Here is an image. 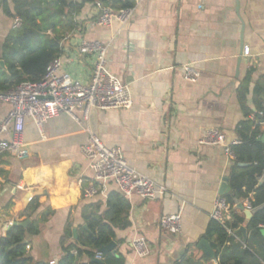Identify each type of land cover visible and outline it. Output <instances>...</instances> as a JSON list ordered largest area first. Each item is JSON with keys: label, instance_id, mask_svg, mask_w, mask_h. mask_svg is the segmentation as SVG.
I'll use <instances>...</instances> for the list:
<instances>
[{"label": "crops", "instance_id": "0c3cea01", "mask_svg": "<svg viewBox=\"0 0 264 264\" xmlns=\"http://www.w3.org/2000/svg\"><path fill=\"white\" fill-rule=\"evenodd\" d=\"M98 18L96 5H87L77 17L84 31L65 40L61 74L89 83L96 56L80 55L77 47L83 39L108 45L107 69L129 85L133 107L94 109L88 119L78 111L80 123L61 115L42 131L28 120L29 157L0 156L5 173L0 176V240L15 223L26 221L21 213L38 197L37 216L47 208L56 213L41 224L38 235L27 238L28 255L34 262L60 261L66 228L78 233L87 226L83 207L100 201L104 211L109 191L117 189L109 185L101 196L83 197L94 175L82 147L94 134L108 147L121 149L137 172L167 188L155 201L137 195L128 199L131 227L116 230L114 254L123 256L125 264H181L187 249L206 239L214 202L226 195L221 187L228 179L230 188L234 167L223 147L201 145L200 140L217 130L228 143L239 141L236 130L245 119L241 87L247 90L250 118L262 116L256 101H264V0H136L134 17L126 25L100 27ZM12 26L0 14V48ZM186 67L197 73L195 82L185 80ZM10 110L9 104H1L0 120ZM37 192L45 194L35 196ZM240 204L245 207L246 202H237L235 211L245 217L247 228ZM179 213L181 233L160 228L164 216ZM141 238L150 248L147 257H139L133 247ZM202 255L199 250L197 256ZM92 261L87 255L80 258L81 264Z\"/></svg>", "mask_w": 264, "mask_h": 264}, {"label": "trees", "instance_id": "16d2710c", "mask_svg": "<svg viewBox=\"0 0 264 264\" xmlns=\"http://www.w3.org/2000/svg\"><path fill=\"white\" fill-rule=\"evenodd\" d=\"M97 2L116 11L136 7V0H0L1 15L11 19L12 24L16 18L21 20L19 27L10 29L0 48V60L7 66V71L0 67V94L25 82L39 83L51 63L63 54L65 40L77 31H84V25L77 17L87 5ZM246 93L245 87L239 88L238 97L245 119L236 130L240 143L232 147L235 157L229 179L230 192L223 197L230 206V219L224 224L212 220L205 235L217 264H264V180L261 183L264 142L260 141L264 135V101H256L262 116L252 120L253 112L245 104ZM240 164L248 166L240 167ZM4 175L0 170V176ZM240 201L250 203L255 212L247 224L246 244L242 235L236 233L246 222L245 217L235 211ZM40 208L39 198L34 197L21 213V217L32 222L26 228L12 226L1 238L0 264H50L34 262L27 252V238L38 235L41 224L56 213L47 208L37 216ZM130 210L129 200L117 189L109 191L104 211L100 201L85 205L82 214L87 228L79 230L74 242H71L74 239L71 226L66 228L60 241L63 255L57 264H81L83 255L96 259L101 249L115 242L117 229L131 227ZM198 252L195 246H190L181 264H211L204 255L199 258ZM102 257L103 264L126 263L123 256L114 252L102 254Z\"/></svg>", "mask_w": 264, "mask_h": 264}, {"label": "built area", "instance_id": "2783aa9c", "mask_svg": "<svg viewBox=\"0 0 264 264\" xmlns=\"http://www.w3.org/2000/svg\"><path fill=\"white\" fill-rule=\"evenodd\" d=\"M99 18L96 22L100 27H112L115 23L128 24L134 17L136 7L127 10L116 11L104 7L97 2ZM21 20L16 18L13 28L19 27ZM107 49L105 45L97 41L81 40L77 50L80 55H95L96 63L89 83H83L69 75H62V60H54L49 66L46 75L39 83L25 82L13 89L0 94V105L9 104V114L0 120V135H8V139H0V156L8 154L19 160L29 157V151L25 142V129L28 120L39 131L50 120L61 115H67L80 123L77 112H83L84 119H88L92 110H130L134 101L129 85L112 75L107 69ZM248 55L249 51L246 50ZM185 80L195 82L197 73L191 67L185 69ZM228 143L226 136L217 130L208 131L200 140L201 145L221 146L225 154L234 160L232 147L239 144ZM82 153L88 163V168L93 172V180L83 190L85 198L98 197L106 193L109 185L116 186L121 195L130 199L137 195L145 201H155L159 195L167 192L164 185H160L133 169L119 148L105 145L96 135L90 134L88 141L82 147ZM82 184V181L80 182ZM245 209L253 212L250 203L246 202ZM230 214V206L220 197L215 200L211 218L224 224L227 215ZM160 228L171 234H179L182 231L181 214L164 216ZM135 253L139 257H147L150 248L144 238L137 239L133 243ZM98 260H103L100 252ZM51 264H56L52 262Z\"/></svg>", "mask_w": 264, "mask_h": 264}, {"label": "water", "instance_id": "95a60500", "mask_svg": "<svg viewBox=\"0 0 264 264\" xmlns=\"http://www.w3.org/2000/svg\"><path fill=\"white\" fill-rule=\"evenodd\" d=\"M0 67L4 70V71H7V66L5 64L4 61L0 60ZM260 141L264 142V135L263 137L260 139ZM240 167H247L248 164H240L239 165ZM221 194L224 195V194H228L230 192V188H228V179H225L224 180V183L221 187ZM45 194V192H37L35 193V196H41ZM239 209L244 211L246 213V216H247V219L250 221L252 219V217L254 216V213L255 212H251V211H247L245 209V207L243 205H239ZM31 223V220L28 219L26 221H23L21 223H15L14 225H19V226H22L24 228H26L29 224ZM85 228H87V226H85ZM263 234H264V230L262 231ZM236 233H240L243 235V243L246 244L247 243V238H248V230L247 228H245L244 226L240 227ZM73 234H74V239H77L78 238V233H77V230L74 229L73 230ZM117 244L115 242L111 243L109 246L101 249V253L102 254H105L107 255L108 253L110 252H114L115 251V248H116ZM197 248L211 261L215 260V253H214V250L213 248L211 247V245L209 244V242L206 240V239H202L198 245H197ZM93 263H96V264H103V261L102 260H98V259H93L92 261Z\"/></svg>", "mask_w": 264, "mask_h": 264}]
</instances>
